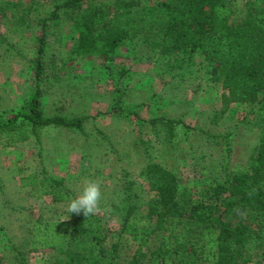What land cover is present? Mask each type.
I'll use <instances>...</instances> for the list:
<instances>
[{"label": "rangeland", "instance_id": "obj_1", "mask_svg": "<svg viewBox=\"0 0 264 264\" xmlns=\"http://www.w3.org/2000/svg\"><path fill=\"white\" fill-rule=\"evenodd\" d=\"M62 1L0 0V7L6 3L17 8L5 11L6 19H12L13 13L11 23L0 18V113L17 109L32 89L27 61L38 48L37 38L42 37V115L81 119V131L49 129L40 135L38 144L29 140L6 146L0 140L2 264H18L14 250L21 252L22 264H52L48 251L27 250L32 223L36 217L66 221L71 215L69 202L52 205L48 197L20 188V176L43 168L61 177L74 198L86 181L98 182L101 200L95 215L103 219L109 233L104 244L118 243L124 262L134 246L119 237V225L127 205L145 213L152 193L140 172L147 164L165 168L196 194L222 168L243 170L257 144L258 129L248 114L252 107L231 104L214 116L220 108L221 89L207 81V67L200 57L162 58L134 41L105 60L70 57L62 67L61 58L73 38L61 10L55 8ZM245 1L253 0H225L232 9V21L242 17ZM158 117L180 120L188 129L175 126L174 138L159 144L147 124ZM125 183L129 192L122 189ZM156 239L154 235L149 243L153 245ZM260 257L264 262V253Z\"/></svg>", "mask_w": 264, "mask_h": 264}, {"label": "trees", "instance_id": "obj_2", "mask_svg": "<svg viewBox=\"0 0 264 264\" xmlns=\"http://www.w3.org/2000/svg\"><path fill=\"white\" fill-rule=\"evenodd\" d=\"M55 8L61 10L73 37L61 58L62 67L70 57L105 60L134 41L162 58L200 57L207 67V81L221 89L220 108L214 116L231 104L252 107L248 114L258 139L243 170L222 168L196 194L165 168L147 164L140 172L152 193L145 213L127 205L119 225V237L134 246L124 262L118 243L104 244L109 233L103 219L85 217L83 212L71 213L66 221L36 217L27 250L48 251L52 264H264L260 257L264 253V0L245 1L237 22L231 20L232 9L225 0H63ZM16 9L5 3L0 18L11 23L13 13L12 19H6L5 11ZM37 43L27 61L32 89L17 109L0 113V140L6 146L29 140L38 144L49 129L81 131V119L42 115L43 38H37ZM147 124L159 144L174 138L175 126L188 129L180 120L163 117L149 119ZM18 186L48 197L52 205L74 198L61 177L43 168L20 176ZM122 189L130 190L126 183ZM154 235L157 239L151 245ZM14 252L22 264L21 252Z\"/></svg>", "mask_w": 264, "mask_h": 264}, {"label": "clouds", "instance_id": "obj_3", "mask_svg": "<svg viewBox=\"0 0 264 264\" xmlns=\"http://www.w3.org/2000/svg\"><path fill=\"white\" fill-rule=\"evenodd\" d=\"M100 200V184L96 181L88 180L85 182L81 193L69 202L68 211L76 214L83 212L85 217L95 215L100 211Z\"/></svg>", "mask_w": 264, "mask_h": 264}]
</instances>
